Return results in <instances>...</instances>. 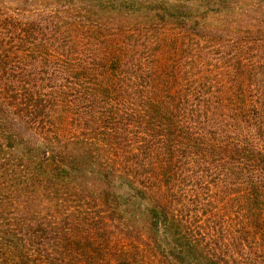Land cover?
Here are the masks:
<instances>
[{"label":"trees","instance_id":"obj_1","mask_svg":"<svg viewBox=\"0 0 264 264\" xmlns=\"http://www.w3.org/2000/svg\"><path fill=\"white\" fill-rule=\"evenodd\" d=\"M0 264H264V0H0Z\"/></svg>","mask_w":264,"mask_h":264},{"label":"rangeland","instance_id":"obj_2","mask_svg":"<svg viewBox=\"0 0 264 264\" xmlns=\"http://www.w3.org/2000/svg\"><path fill=\"white\" fill-rule=\"evenodd\" d=\"M8 3V2H7ZM8 7L10 6V7H14L15 5L14 4H12V3H10V4H8L7 5Z\"/></svg>","mask_w":264,"mask_h":264}]
</instances>
